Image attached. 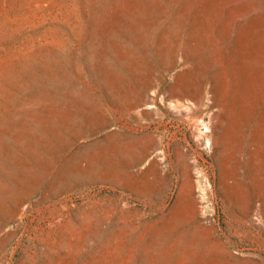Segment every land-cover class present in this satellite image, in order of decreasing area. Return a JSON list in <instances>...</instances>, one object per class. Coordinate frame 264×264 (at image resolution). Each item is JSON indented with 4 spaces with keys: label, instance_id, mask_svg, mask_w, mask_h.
<instances>
[{
    "label": "rangeland",
    "instance_id": "rangeland-1",
    "mask_svg": "<svg viewBox=\"0 0 264 264\" xmlns=\"http://www.w3.org/2000/svg\"><path fill=\"white\" fill-rule=\"evenodd\" d=\"M238 1L0 0V264H264V0Z\"/></svg>",
    "mask_w": 264,
    "mask_h": 264
},
{
    "label": "bare ground",
    "instance_id": "bare-ground-1",
    "mask_svg": "<svg viewBox=\"0 0 264 264\" xmlns=\"http://www.w3.org/2000/svg\"><path fill=\"white\" fill-rule=\"evenodd\" d=\"M240 1V0H239ZM239 1H238V3H239ZM249 3H251V2H249ZM254 6V5H253ZM238 8V7H237ZM240 9V8H239ZM232 11V10H231ZM259 12H262V10L261 11H259ZM230 13V12H229ZM232 14V13H231ZM235 15V14H234ZM234 18V17H233ZM232 20V19H231ZM234 20V19H233ZM263 20V19H262ZM234 21H236V19L234 20ZM245 24V23H244Z\"/></svg>",
    "mask_w": 264,
    "mask_h": 264
}]
</instances>
